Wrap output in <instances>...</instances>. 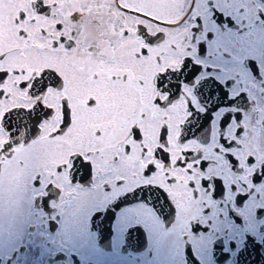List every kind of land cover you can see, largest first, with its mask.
I'll return each instance as SVG.
<instances>
[{
    "label": "snow or ice",
    "instance_id": "snow-or-ice-1",
    "mask_svg": "<svg viewBox=\"0 0 264 264\" xmlns=\"http://www.w3.org/2000/svg\"><path fill=\"white\" fill-rule=\"evenodd\" d=\"M261 13L264 0H0V204L112 207L161 247L233 204L254 226L264 76L242 45Z\"/></svg>",
    "mask_w": 264,
    "mask_h": 264
},
{
    "label": "flooded vegetation",
    "instance_id": "flooded-vegetation-1",
    "mask_svg": "<svg viewBox=\"0 0 264 264\" xmlns=\"http://www.w3.org/2000/svg\"><path fill=\"white\" fill-rule=\"evenodd\" d=\"M237 23L226 27L243 35L246 26L237 28ZM242 47L250 57L244 61L245 71L259 64L264 76V31L259 22ZM204 67L213 70L202 76H217V65L207 56ZM161 227L171 230L167 220ZM207 229L194 239L172 238L161 247L150 226H133L123 211L112 207L98 212L79 206L65 216L42 201L9 204L4 200L0 204V264H264V214L250 226L233 204L222 210L215 227L209 224Z\"/></svg>",
    "mask_w": 264,
    "mask_h": 264
}]
</instances>
